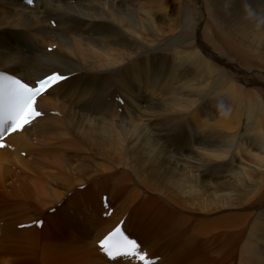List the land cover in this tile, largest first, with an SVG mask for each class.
I'll list each match as a JSON object with an SVG mask.
<instances>
[{
    "label": "bare ground",
    "instance_id": "bare-ground-1",
    "mask_svg": "<svg viewBox=\"0 0 264 264\" xmlns=\"http://www.w3.org/2000/svg\"><path fill=\"white\" fill-rule=\"evenodd\" d=\"M33 2L28 6L24 0H0V71L31 83L55 71L70 77L37 99L42 117L6 139L0 149V182L14 166L28 180L22 195L29 198L57 195L47 187L49 182L71 186L69 177L89 173V180H113V185L128 177L142 195L139 187L156 192L149 200L125 195L119 212L100 220L108 213L102 208L107 189H100L102 213L95 215L96 223L100 227L109 218L113 221L89 240L88 247L97 256L94 260L88 257L86 263L110 264L96 244L121 219L124 232L129 230L130 213L167 247L178 238L186 241L180 231L189 219L164 220L166 208L160 206L158 196L185 204L177 197L182 193L206 202L212 184L220 188L219 182H224L222 177H210L211 163H215L206 135V120L214 115L210 74L222 69L231 80L249 77L264 82V0ZM47 47L52 51L47 53ZM218 84L237 97L232 83ZM259 95V105L245 104L244 111L248 120L259 116V121H253L252 133L264 142L263 88ZM119 97L123 105L117 103ZM23 152L29 153L32 161L23 160ZM4 162L10 165L6 167ZM101 174H106L107 180ZM135 203L146 208L137 214ZM9 226L2 234L5 238L23 232L11 231ZM95 226L89 228V237ZM254 247L243 242L237 264H259L264 255ZM141 248L149 258L162 259L156 264L167 256V248L162 252ZM111 264L122 263L116 260Z\"/></svg>",
    "mask_w": 264,
    "mask_h": 264
},
{
    "label": "rangeland",
    "instance_id": "rangeland-1",
    "mask_svg": "<svg viewBox=\"0 0 264 264\" xmlns=\"http://www.w3.org/2000/svg\"><path fill=\"white\" fill-rule=\"evenodd\" d=\"M53 22H50L52 27L55 25L52 24ZM53 41L55 40L52 39ZM50 49L52 48L47 47L45 51L49 53ZM210 77L209 90L212 94L210 100L213 107L211 110H214V115L206 120V129H208L206 135L208 137L207 145L211 150V160L215 161L210 166V177L212 179L222 177L224 182L223 180L219 182L220 188L212 184V189L204 197L206 202L193 200L190 195L186 194L190 203L182 193L177 197L186 202L185 204L168 199L169 197L166 200L162 196H158L161 199L158 201L160 206L166 208L163 213L164 220L181 217L189 219L188 228H181L180 231L183 232L182 237L185 235L184 239L187 240L178 238L174 244H171L172 246L167 247L165 241L162 242L158 236L150 234L145 228L146 225L139 221L137 215L133 213L128 215L129 230L125 233L131 239L138 241V244L148 251L162 252L167 248V256L160 264H237L239 260L237 254H239V247L243 245V242L252 244L255 246L254 249L258 247L256 248L258 252H262L264 255V152H262L264 142L261 141V137L254 136L252 133L255 131L252 128L253 121L259 116L256 115L248 120L244 111L245 104L257 105L259 103L258 98H260L261 89L264 90V82L258 83L249 77L243 78V81L234 77L231 80L229 79L231 76L228 77L222 69H214L211 71ZM219 81L223 84L232 83L236 88L237 97L230 96L227 90L229 88L220 87ZM224 89L230 96L228 99H226L227 93H224ZM231 97L232 99H230ZM261 100L263 106V97ZM245 122L247 126L244 125ZM33 152L36 151L33 150ZM21 158L32 161L29 153H21ZM239 158L240 162L243 160L241 164H239ZM4 165L9 166L10 164L4 162ZM9 169L12 173L0 182V225L2 224L0 228V264H52L48 261V258L51 260V254L48 251L50 249V252L54 253L52 249L54 245H64L63 253L68 255L70 254V244L68 243L75 239L83 240L84 243L89 244V240L94 238L96 232H100L113 221L109 218L111 221L105 220L100 227L96 223L95 215L99 217L102 213L100 198L103 195H101L100 189L103 186L107 189L104 196H107V202L113 208L111 218L123 207L125 195H130L137 200H149L152 194H157L156 192H146L147 190L139 187V190L143 192L142 195L134 189L136 185L128 177H125L124 183L113 185L111 184L113 180L110 183L94 179V177L89 180V177H92L89 173L79 177L76 175L69 177L70 181L68 182L71 183V186H65L66 183L49 182L47 187L56 190L59 193L57 195L48 194L47 196L29 198L22 195L25 194L22 191V186L28 183L26 176L19 167L13 166ZM122 174L118 177H121ZM102 177L103 179L106 177L104 180L108 178L106 174ZM206 183L214 182L207 181ZM66 187L70 190L67 191ZM10 206H13L12 211H5ZM217 207H221V209L216 210ZM145 208L146 205L139 206L138 203H135L134 212L138 214ZM232 214L238 217L233 219ZM121 217L126 219L127 215L121 214ZM36 220L42 221L44 225L41 228L31 226L19 229L17 227L18 224L34 223ZM87 222L93 223V226H95V222L97 225L94 229L95 233L90 237L88 228L93 226H87L85 229V225H89ZM8 224H10L11 231L23 232L16 236L13 234L12 239L3 237L5 226ZM230 225H233L235 229ZM131 227H134L137 233L130 229ZM188 234L191 235L188 237ZM92 245L96 249L94 241H92ZM90 252L92 260L96 259L97 255L92 250ZM13 254L15 255L13 256ZM60 258L61 260H55L56 264L57 262L61 264L66 262L62 256ZM246 258L249 259L248 256ZM161 260L159 259V261ZM114 262H110V264ZM93 263L95 264L94 261L91 264ZM105 263L109 264L107 261ZM258 263L263 264L264 259L259 260Z\"/></svg>",
    "mask_w": 264,
    "mask_h": 264
},
{
    "label": "snow or ice",
    "instance_id": "snow-or-ice-1",
    "mask_svg": "<svg viewBox=\"0 0 264 264\" xmlns=\"http://www.w3.org/2000/svg\"><path fill=\"white\" fill-rule=\"evenodd\" d=\"M32 4L33 0H27ZM66 77L53 73L40 79L35 86H30L6 72L0 71V137L5 131L15 132L23 129L33 119L41 115L37 110V98L53 88ZM0 144V147H3ZM100 250L108 259L136 260L138 264H154L146 251L141 250L140 244L117 226L99 243Z\"/></svg>",
    "mask_w": 264,
    "mask_h": 264
},
{
    "label": "crops",
    "instance_id": "crops-1",
    "mask_svg": "<svg viewBox=\"0 0 264 264\" xmlns=\"http://www.w3.org/2000/svg\"><path fill=\"white\" fill-rule=\"evenodd\" d=\"M89 205H91L90 202H89ZM100 220H103V219H100ZM108 222H109V219H108ZM87 223L89 225H85V229H87V226H93V223H90V222H87ZM130 229L134 230V232L137 233L134 227H131ZM68 244H70V251H69L70 254L65 255V253H63L64 245L56 244L54 245V247H52V249L54 250V253H51L50 249L48 251L51 254L50 256L51 260L48 258V261L51 262L52 264H56L55 260H59V259L61 260L60 257L62 256V259L66 260L64 264H91L92 263L91 261L86 263V260L88 259V257H90L91 259L92 257H91L90 248L87 247L88 244L84 243L83 240L75 239V241H72ZM94 259L95 258H93V260ZM73 260H75L76 262H74ZM58 263L61 264L60 262H57V264Z\"/></svg>",
    "mask_w": 264,
    "mask_h": 264
}]
</instances>
